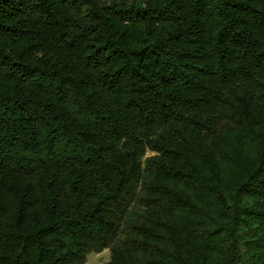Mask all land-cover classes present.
Wrapping results in <instances>:
<instances>
[{"label": "trees", "instance_id": "1", "mask_svg": "<svg viewBox=\"0 0 264 264\" xmlns=\"http://www.w3.org/2000/svg\"><path fill=\"white\" fill-rule=\"evenodd\" d=\"M264 264V0H0V264Z\"/></svg>", "mask_w": 264, "mask_h": 264}, {"label": "rangeland", "instance_id": "2", "mask_svg": "<svg viewBox=\"0 0 264 264\" xmlns=\"http://www.w3.org/2000/svg\"><path fill=\"white\" fill-rule=\"evenodd\" d=\"M109 259V250L104 249L100 252H90L84 264H102L103 262H106Z\"/></svg>", "mask_w": 264, "mask_h": 264}]
</instances>
